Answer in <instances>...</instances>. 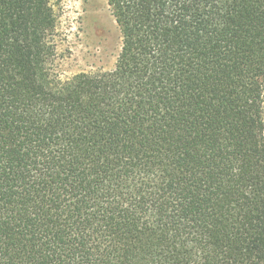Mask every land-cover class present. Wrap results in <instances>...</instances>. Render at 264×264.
I'll return each instance as SVG.
<instances>
[{
  "label": "trees",
  "instance_id": "trees-1",
  "mask_svg": "<svg viewBox=\"0 0 264 264\" xmlns=\"http://www.w3.org/2000/svg\"><path fill=\"white\" fill-rule=\"evenodd\" d=\"M107 2L61 78L50 0H0V264H264V0Z\"/></svg>",
  "mask_w": 264,
  "mask_h": 264
},
{
  "label": "rangeland",
  "instance_id": "rangeland-1",
  "mask_svg": "<svg viewBox=\"0 0 264 264\" xmlns=\"http://www.w3.org/2000/svg\"><path fill=\"white\" fill-rule=\"evenodd\" d=\"M50 5L56 19L49 38L51 71L68 78L111 69L120 51V33L107 0H50Z\"/></svg>",
  "mask_w": 264,
  "mask_h": 264
}]
</instances>
